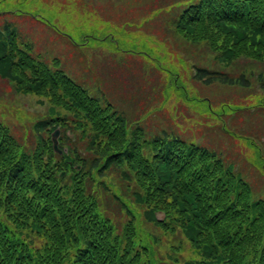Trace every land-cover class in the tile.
<instances>
[{
  "label": "trees",
  "instance_id": "16d2710c",
  "mask_svg": "<svg viewBox=\"0 0 264 264\" xmlns=\"http://www.w3.org/2000/svg\"><path fill=\"white\" fill-rule=\"evenodd\" d=\"M176 19L174 27L186 40L210 41L222 61L243 56L264 62V0H198ZM18 44L17 33L4 24L0 77L13 79L19 92L47 97L51 109L33 122L34 138L25 146L0 122V264H154L148 239H158L142 233L141 215L188 241L198 258L183 264H264V199L254 196L231 162L168 134L146 138L141 127L90 97L55 62L52 68ZM195 78L248 85L243 75L204 68L195 70ZM70 126L89 141L82 155L76 146L66 145L61 155L52 150L51 132L59 128L62 147L70 139L62 132ZM112 171L132 200L131 208L123 205L126 221L119 231L95 194Z\"/></svg>",
  "mask_w": 264,
  "mask_h": 264
},
{
  "label": "rangeland",
  "instance_id": "374dc122",
  "mask_svg": "<svg viewBox=\"0 0 264 264\" xmlns=\"http://www.w3.org/2000/svg\"><path fill=\"white\" fill-rule=\"evenodd\" d=\"M197 1L0 0V28L9 25L19 47L27 44L52 68L55 62L90 97L110 103L131 127H141L146 138L168 134L215 151L249 181L255 197L264 199V158L258 153L264 137V62L243 56L222 61L210 41L186 40L174 25L184 6ZM198 68L231 78L243 75L248 85L204 84L195 78ZM46 98L19 92L13 79L0 77V122L21 145L32 144L33 122L50 114ZM62 133L70 139L62 147L58 141L61 154L69 145L82 155L89 141L71 126ZM105 178L95 194L119 231L131 196L116 172ZM139 220L142 233L158 239L156 244L148 239L154 264L198 258L180 233L165 234L143 215ZM33 243L39 245L36 239Z\"/></svg>",
  "mask_w": 264,
  "mask_h": 264
},
{
  "label": "water",
  "instance_id": "95a60500",
  "mask_svg": "<svg viewBox=\"0 0 264 264\" xmlns=\"http://www.w3.org/2000/svg\"><path fill=\"white\" fill-rule=\"evenodd\" d=\"M58 135H59V129H55L50 135V141H51L52 150L57 154H61L64 151L58 148V140H57ZM76 169H78V167H76ZM63 175L64 173L62 172L60 174V177H63Z\"/></svg>",
  "mask_w": 264,
  "mask_h": 264
}]
</instances>
